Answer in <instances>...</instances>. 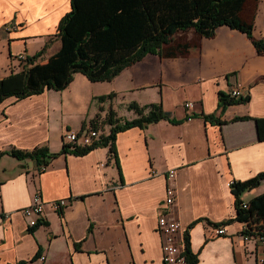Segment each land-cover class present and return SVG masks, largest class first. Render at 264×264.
Returning <instances> with one entry per match:
<instances>
[{
  "label": "crops",
  "instance_id": "1",
  "mask_svg": "<svg viewBox=\"0 0 264 264\" xmlns=\"http://www.w3.org/2000/svg\"><path fill=\"white\" fill-rule=\"evenodd\" d=\"M69 10L70 0H0V79L19 70V54L32 57L47 46L37 59L44 63L56 53L55 34ZM243 16L264 39V0L248 2ZM237 83L247 87L249 100L220 106V93L229 95ZM108 94L113 97L97 99ZM189 101L192 108L184 105ZM132 102L160 105L168 119L118 132L115 156L98 146L39 165L8 153L70 150L65 132L97 128L92 121L107 136L111 126L101 127L107 113L133 120ZM258 118H264V55L228 25L212 37L177 31L159 52L110 81L76 73L64 90L6 98L0 103V264H163L158 217L170 169L176 170V198L166 211L183 223L184 247L189 233L196 264H264V241L244 240V222L226 225L222 235L211 225L237 216L230 181L264 172ZM36 191L46 208L32 228L22 210ZM262 193L264 180L241 199ZM62 198L68 205L58 211L51 203Z\"/></svg>",
  "mask_w": 264,
  "mask_h": 264
},
{
  "label": "trees",
  "instance_id": "2",
  "mask_svg": "<svg viewBox=\"0 0 264 264\" xmlns=\"http://www.w3.org/2000/svg\"><path fill=\"white\" fill-rule=\"evenodd\" d=\"M250 1L259 0H70V10L59 22L55 34L60 39V49L46 62H37L47 49L45 46L36 55L26 57L20 70L1 78L0 103L9 97L23 99L45 90H64L76 73H82L92 82L110 81L146 54L159 52L177 31L194 29L204 37H212L219 26L228 25L246 33L257 52L264 55V39L254 36V21L243 16ZM112 97L113 94H108L97 99L104 101ZM248 100L249 96L234 98L220 93L222 107ZM128 108L138 116L133 120H121L110 110L103 121L111 126L110 133L93 146L70 150L64 146L58 153H50L46 147L30 151L11 149L8 153L19 160L35 159L39 165H48L63 153L84 155L98 146H108L115 156L118 132L168 119L160 105L145 107L132 102ZM203 117L212 119L208 115ZM255 121L259 138L264 140V118ZM91 124L100 126L98 121ZM263 180L264 172L245 181L233 180L230 187L236 196L237 216L211 225L226 226L241 221L246 224L245 234L264 238V193L247 202L246 208L241 199L245 191L258 187ZM185 239L187 264H196L198 258L191 251L189 233Z\"/></svg>",
  "mask_w": 264,
  "mask_h": 264
},
{
  "label": "built area",
  "instance_id": "3",
  "mask_svg": "<svg viewBox=\"0 0 264 264\" xmlns=\"http://www.w3.org/2000/svg\"><path fill=\"white\" fill-rule=\"evenodd\" d=\"M11 29V27H8ZM18 61L19 70L22 68V64L26 61V56L24 54H19L16 57ZM247 87L242 83H237L231 90L230 96L234 98L244 97L246 95ZM186 108H192L194 103L189 101L185 104ZM102 137V131L93 127H86L80 131L68 130L64 134V141L71 148H83L88 146H93L97 144ZM176 176V170L170 169L168 171L167 185H166V198L163 204V210L158 217V232L161 237L162 242V254H163V264H187L185 247L182 239V232L184 230V225L180 219L170 215L166 209L174 204L176 198V188L174 186V179ZM233 183L230 181L229 185ZM52 207L60 211L64 206L68 205V200L65 198L55 200L51 203ZM243 207H247V202L243 203ZM46 202L43 200L41 192L36 191L32 197L31 203L23 208L22 212L28 219L30 227L34 228L42 223L45 217ZM246 224L244 223V228L241 231L244 240L249 241L253 239H260L264 241L263 237L254 236L253 234H245L244 229ZM217 235L226 234L227 230L225 226L215 227ZM264 262V258L262 259ZM26 264H30L29 262Z\"/></svg>",
  "mask_w": 264,
  "mask_h": 264
},
{
  "label": "rangeland",
  "instance_id": "4",
  "mask_svg": "<svg viewBox=\"0 0 264 264\" xmlns=\"http://www.w3.org/2000/svg\"><path fill=\"white\" fill-rule=\"evenodd\" d=\"M104 124H105V123H104V122H102V123H101V127H104Z\"/></svg>",
  "mask_w": 264,
  "mask_h": 264
},
{
  "label": "bare ground",
  "instance_id": "5",
  "mask_svg": "<svg viewBox=\"0 0 264 264\" xmlns=\"http://www.w3.org/2000/svg\"><path fill=\"white\" fill-rule=\"evenodd\" d=\"M102 138V137H101Z\"/></svg>",
  "mask_w": 264,
  "mask_h": 264
}]
</instances>
